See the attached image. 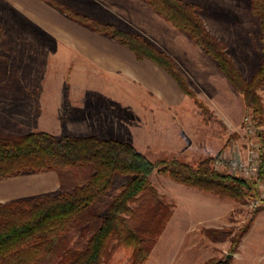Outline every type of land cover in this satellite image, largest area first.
I'll return each mask as SVG.
<instances>
[{
	"label": "rangeland",
	"instance_id": "1",
	"mask_svg": "<svg viewBox=\"0 0 264 264\" xmlns=\"http://www.w3.org/2000/svg\"><path fill=\"white\" fill-rule=\"evenodd\" d=\"M51 1L64 3L73 12L87 15L100 23L111 24L131 34H139L147 41H149L148 27L154 22L152 11L173 28L187 34L155 11L147 0H0V135L2 137L52 127L54 130L49 132L61 136L60 129L63 132L67 129L66 113L69 112L71 102L66 88L70 84H83L86 77L83 75L72 77L73 62H69L68 54L59 56L55 51L59 47L58 39L89 35H100L111 39L107 34L96 32L81 24ZM183 2L199 6L198 12L205 25L223 42L230 56L233 47L236 54H241L243 63L245 62L243 72L233 56L231 58L243 77L250 79L264 53L260 20L253 11L252 1L183 0ZM224 37L230 40L229 44ZM191 40L199 46L192 38ZM245 43L248 46H245ZM168 55L174 59L190 87L206 103L190 84L175 57ZM185 66L189 68L188 65ZM104 77L109 78L106 75ZM229 85L233 88L230 83ZM258 92L264 104V84ZM79 99L85 100L84 98L77 100ZM137 100H140L143 106L141 108L138 106V109L130 108L133 102H138ZM149 100L146 94L140 92V96H137L135 101L129 97L127 101L129 107H120L119 102V135L116 133L115 135L119 136L116 139L134 144L151 159L180 155L185 160L194 162L209 155H216L221 149L223 150L220 157L227 160L245 159L256 151L257 134L249 132L245 123V117L250 111L246 105L241 110L237 109L233 119L239 124L237 129L231 130L209 106L211 116L207 121H202L197 104L194 106L196 114L190 115L186 121L179 122V120H171L170 117L156 116L155 122L152 123L147 107ZM236 100L237 105L240 101ZM51 103L59 111H62L60 109L62 106L64 107L65 115L59 116L57 121H53L54 119L48 116L40 117L41 108ZM49 109L48 107L47 110ZM95 135L109 136L99 132ZM229 136L228 144L223 148ZM50 171L57 173L55 170ZM74 171L75 169L67 171V177ZM128 179L126 175L116 174L109 190L100 196L89 210L81 214L70 230L71 245H86V241L99 223L98 217L107 212L110 202ZM151 181L161 198L170 206L172 213L162 232L156 236L148 262L144 264H204L211 257L227 256L231 246V236L238 233L251 217L254 208L251 201L240 202L206 192L174 181L159 172L151 175ZM57 185L51 193L46 194H57L62 190L61 183L58 182ZM63 188L70 187L64 185ZM260 189L264 195V181L260 183ZM129 205L133 213L128 216L134 228L147 239L154 238L158 223L154 215V202L150 196L143 193ZM210 228H230L231 234L224 239L214 240L207 232ZM238 250L231 256L232 264L235 262L264 264V209L259 211L242 236ZM107 252L104 264H132V249L118 244L116 238L110 240Z\"/></svg>",
	"mask_w": 264,
	"mask_h": 264
},
{
	"label": "trees",
	"instance_id": "2",
	"mask_svg": "<svg viewBox=\"0 0 264 264\" xmlns=\"http://www.w3.org/2000/svg\"><path fill=\"white\" fill-rule=\"evenodd\" d=\"M147 1L155 11L186 32L211 55L231 84L243 94L246 107L253 113L260 141L258 175L250 178L216 168L215 162L222 151L189 162L180 155L151 159L128 141L102 138L95 134L57 136L46 130H35L8 137L0 135V178L55 170L62 188L57 194L0 202V264H104L112 238L125 248L132 249V264H144L150 257L156 236L162 232L172 213L151 181L154 172L206 192L254 204L249 221L231 236L229 253L237 252L242 236L259 211L264 209V195L260 189L264 180V104L258 92L264 84V53L252 77L245 79L226 52L223 42L205 25L198 5L183 0ZM251 1L253 11L259 16L264 51V0ZM51 2L81 24L126 45L138 59L150 58L163 66L181 89L194 99L204 121L210 118L208 105L190 87L167 53L139 34H131L73 12L64 3ZM72 169L75 171L68 178L66 172ZM116 174L126 175L129 179L112 199L107 212L98 217L99 223L86 245H71L70 230L75 221L109 190ZM64 185L70 188L64 189ZM143 193L150 196L155 206L158 226L152 239L142 236L128 216L133 213L129 203ZM207 232L214 240L231 234L230 228H210ZM231 262L232 258L225 255L211 257L204 264Z\"/></svg>",
	"mask_w": 264,
	"mask_h": 264
},
{
	"label": "crops",
	"instance_id": "3",
	"mask_svg": "<svg viewBox=\"0 0 264 264\" xmlns=\"http://www.w3.org/2000/svg\"><path fill=\"white\" fill-rule=\"evenodd\" d=\"M151 14L154 22L148 27L147 39L175 57L190 84L205 99L215 115L229 129H237L239 123L233 118L238 108L241 110L245 107L243 94L231 84L217 61L201 47L199 48L189 35L173 28L153 11ZM218 36L223 37V35ZM225 39L229 44L230 40L227 37ZM58 40L59 47L55 51L59 56L68 54L69 62H73L72 77L77 75L86 77L83 84H70L66 88L71 102L69 112L66 113L67 129L65 132L60 129V134L85 136L99 132L109 134V136H100L102 138H119V102L120 107H129L127 103L129 97L135 101L137 96H140V92L150 99L147 107L152 123L155 122L156 116L170 117L171 120L182 122L190 115L196 114L195 101L181 89L176 79L154 60L138 59L130 48L105 36L62 37ZM244 45L246 46L247 43ZM230 54L243 72L245 62L243 63L241 54H236L234 47ZM105 75L109 78L104 77ZM78 98L85 100H77ZM95 98L98 99L94 100ZM236 99L240 101L238 106ZM137 101L133 102L130 108L138 109L143 106L140 100ZM60 109L62 111L52 103L45 105L41 108L40 117L48 116L54 119L53 121H57L59 116L65 115L64 107ZM200 113L203 121L201 110ZM44 130L53 131L54 128ZM230 136L223 148H226ZM58 182L60 183L57 173L50 170L0 178V202L51 193L58 186ZM235 264L240 263L235 262Z\"/></svg>",
	"mask_w": 264,
	"mask_h": 264
},
{
	"label": "built area",
	"instance_id": "4",
	"mask_svg": "<svg viewBox=\"0 0 264 264\" xmlns=\"http://www.w3.org/2000/svg\"><path fill=\"white\" fill-rule=\"evenodd\" d=\"M245 123H246V127L249 132H252L254 134L257 132V126L255 124V120H254L253 113L251 110L245 117ZM259 149H260V141L258 139V146L255 149L256 151H253V153H251V155H248L247 158L227 160L224 157H220L215 162V167L218 169H228L229 171L233 173H236V174H239L245 177L254 178L258 175V170H259V166L261 163Z\"/></svg>",
	"mask_w": 264,
	"mask_h": 264
},
{
	"label": "water",
	"instance_id": "5",
	"mask_svg": "<svg viewBox=\"0 0 264 264\" xmlns=\"http://www.w3.org/2000/svg\"><path fill=\"white\" fill-rule=\"evenodd\" d=\"M232 255H234V253H228L227 256H226V258H229V257H231Z\"/></svg>",
	"mask_w": 264,
	"mask_h": 264
}]
</instances>
